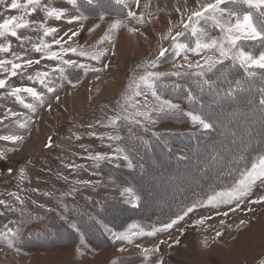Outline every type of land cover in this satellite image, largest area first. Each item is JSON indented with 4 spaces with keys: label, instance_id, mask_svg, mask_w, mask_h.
<instances>
[{
    "label": "rangeland",
    "instance_id": "1",
    "mask_svg": "<svg viewBox=\"0 0 264 264\" xmlns=\"http://www.w3.org/2000/svg\"><path fill=\"white\" fill-rule=\"evenodd\" d=\"M18 2L23 4L26 0ZM144 2L141 0V7L137 8L132 0H128L131 11L152 13L147 17L151 23L137 24L135 20L128 19L126 14L129 8L117 4L116 0H76L75 5L69 0H42L43 4L65 12V17L59 21L46 16L40 9L31 15L24 10H9L11 0H6V5H0V22L14 15L23 16L29 21L28 28L18 29L23 42L13 37L0 38V45H11L9 53L0 52V60H13L16 63H24L28 59L40 60L39 64L18 70L17 76L8 78V86L0 89V120L3 121L0 123V136L23 137L14 144L0 141V153L3 154L0 156V200L8 205V208L0 205V233L9 229L15 233L8 240L0 239V264H264V204L253 205L245 201L235 212L231 211L235 205H220L218 208L198 206L199 202H206L208 197L233 184L213 189L195 204L183 205L181 211L171 219L165 220L163 215H159L161 211L166 213L174 203L182 201L185 193L189 197L198 188L200 181L192 176L221 175L226 171L227 164L237 160L238 150L247 152L250 145L259 147L264 144V106L259 107L253 99L261 93L259 87L249 84L246 89L254 96H248V100L246 98L244 101L251 105L250 113L247 110L248 119L244 109H235L221 119L222 123L216 127L220 132L218 141H230V145L225 144L216 153L208 150L201 160H192V179L187 175L190 170H185L187 163H171L174 161L159 151L155 153L158 159L155 164L148 161L140 165L143 151L138 150L137 145L143 140H151L150 133L160 136L175 156L182 157L184 148L172 139V135L188 131L209 133L211 130L210 119L186 104L183 96L176 99L163 91L172 86H181L184 83L181 77L185 75L198 79L210 78L219 65L234 60L224 59L211 71L196 67L175 68L174 65L184 63V53L178 56L173 43L162 40L161 35L177 25L182 15L186 20L188 11L196 7V0H187V3L185 0H151L148 9H144ZM209 2L212 0H199L202 4ZM233 4L231 0H225L221 8L238 13L248 12L245 11L246 7L261 9L245 4L240 6L241 3ZM69 18L74 22L69 24ZM251 18L260 31L252 13ZM155 19L164 20L160 22L164 24L162 31H157L153 26ZM116 20L139 29L136 35L141 36L142 40L131 41L135 44L142 42L141 47L145 51L140 50V56L119 50L121 42L126 41L125 27L112 31L113 43H101ZM41 23L57 28L58 33L43 36L39 28ZM197 27L205 30L210 37L220 39L223 36L211 21L201 20ZM71 31H78L79 35L64 44L65 48L71 44L79 51L82 46L89 57L102 54L97 59H91L68 53L63 59L77 63L65 65L59 60L41 59L43 53L34 51L33 46H39L42 39L45 43H51L54 37L59 38L65 32L70 35ZM175 31H183L176 43L194 46L195 37L189 31L174 28ZM64 39L68 38L65 36ZM260 42L264 50V40L241 39L233 51L243 50L258 58L264 51L253 53V49H258ZM161 47L168 49L163 57L159 56ZM131 49L134 50L135 46L132 45ZM50 51H59V46L53 44ZM212 54L205 52L197 56L189 52L188 57L195 65L197 61L203 64L204 56ZM17 55L23 60H16ZM153 60L157 62V67L146 68L145 65ZM79 64L87 65V70L78 67ZM248 69L254 76L260 71L264 72V69L255 66ZM145 71L181 73L180 78L164 75L153 80L161 98L178 104V110L156 112L149 108L150 118L145 119L132 116L136 109H122L132 80ZM201 71L203 75L195 74ZM41 72L49 73L47 86L27 79L30 75L35 78ZM116 74L120 79L109 88L108 84ZM6 76L0 70V79ZM13 87H33L41 99L21 93L24 104L32 105L31 109L26 108L7 95ZM49 88L53 91H49ZM142 89L147 92L143 85ZM147 100L155 103L150 93ZM135 101L137 108L145 111L142 107L145 97H135ZM187 113L200 116L210 127L204 128L194 122ZM220 114L213 111L215 118H221ZM125 116L129 119H124ZM114 117H119L116 124L109 126ZM109 135L119 136V139L108 140ZM198 143L204 147L202 142ZM232 143H237L235 150ZM118 148L121 151L117 152ZM196 151L201 153L203 149L197 148ZM97 154L110 159L96 161L88 158ZM215 154L221 156L219 163L212 161ZM207 162L205 169L201 164ZM125 189H130L131 193ZM16 195L20 200L15 199ZM260 195H264V188L258 187L254 189L251 199ZM192 205H197L195 210L166 232H159L155 236H132L131 242L117 240L113 236V233L126 232L134 224L145 233L151 232L154 227L161 228L176 219ZM224 211L229 214L224 216ZM199 220L204 222L198 224ZM241 220L245 223L241 224ZM217 232H221L222 236L217 237ZM146 248H159V251H150L146 256Z\"/></svg>",
    "mask_w": 264,
    "mask_h": 264
},
{
    "label": "snow or ice",
    "instance_id": "2",
    "mask_svg": "<svg viewBox=\"0 0 264 264\" xmlns=\"http://www.w3.org/2000/svg\"><path fill=\"white\" fill-rule=\"evenodd\" d=\"M76 0H69V3L75 5ZM151 0H145L143 7L144 9H148L150 7ZM187 3V0H185ZM232 3H241L248 5L253 8H264V0H231ZM116 3L119 5H123L126 8H129L126 16L128 19H133L137 24H145L151 23V20H148L147 17L151 16L152 13H137L131 11V6L128 4V0H116ZM132 3L135 7H141V0H132ZM225 3V0H212L209 3H199V0H196V7L192 8L188 11V15L186 20L183 18L180 19L177 25H173L169 28L166 33L161 35L162 40H170L173 43V46L177 49L176 54L179 56L180 53H184L183 60L184 63L180 65H174L175 68H187L192 69L193 67L204 69L206 68L208 71H211L217 64L223 63L224 59H234L238 60L240 66L245 68L247 71L248 68L253 66L264 69V53H261L258 58H254L252 55L245 53L243 50L233 51L237 47V41L241 39H261L264 40V31H258L257 28L252 23L251 13L244 12L238 13L235 10H228L221 8V5ZM0 5H6V0H0ZM9 10H24L25 13L31 15L36 12L38 9L43 10L45 15L48 17H54L56 20H61L65 17V12L61 9H57L54 7H50L42 3V0H26L25 3L21 4L18 0H11L10 5H8ZM29 8L31 11L29 12ZM177 11H180L177 9ZM226 17V18H225ZM103 19V17H101ZM234 19V22H233ZM201 20L211 21L213 25L220 29V32L223 33V36L220 39L210 37L209 34L197 27ZM69 24L73 23L74 20L69 18L67 20ZM29 27V21L24 19L23 16H11L9 18H5L3 22H0V38L13 37L16 40L23 42V38L18 35V29H25ZM121 27L127 28V31L130 34H136L139 32L138 28L129 27L124 21L116 20L114 21L109 28V31L105 33L101 43L107 41L109 43H113L111 33L113 30H119ZM39 28L43 31V36H53L58 33V29L55 27H46L43 23L39 25ZM174 28H180L184 31H189L193 37H195L194 46L189 44H179L176 43L179 36L183 35V31H175ZM91 31V30H90ZM78 31H71L69 35L68 32H65L63 36L59 38H53L51 43H45L42 39L40 41V45L33 46V49L37 53H43L41 59H49V60H59L62 64L65 65H75L77 62L73 60L63 59L64 56L68 55V53L76 54L81 57H89V53L83 50V47H80L78 51L77 47H72L69 44V47L65 48L64 44L69 43V41H73V38L78 36ZM68 39L65 40L64 37ZM55 44L59 46V51H50L52 45ZM11 51V45H0V52L9 53ZM168 51L167 48L161 47L159 50V56L163 57L165 53ZM191 52L194 55H201V53L212 52V55L204 56V63L201 64L199 61L195 63V65L189 61L188 53ZM102 54L97 53L95 55H91L89 58L97 59L98 56ZM218 54V55H217ZM16 60H23V57L17 55L15 57ZM40 60L28 59L24 61V63H16L13 60H0V70H3L5 74H7L5 79H0V89H4L8 86V78L15 77L18 75V70L23 69L25 66L31 67L33 64H39ZM10 66V67H9ZM80 68H84L87 70L88 66L84 64L77 65ZM146 68H155L157 67L156 61H149L146 65ZM63 71V69H54ZM196 75H203V72H197ZM48 72L37 73L36 77L28 76L27 79L38 81L42 85H46V78L48 77ZM164 75H176L179 76L181 73L179 71L172 73H160L153 71H145L144 74L140 75L138 78L133 79L131 84L129 85V94L124 97V105H122V109L127 111V107H131L136 109L134 113H132L133 117H143L145 119L150 118L148 115V109L151 108L152 111L156 112H164V111H173L178 110L179 105L173 104L170 100L163 99L158 94L155 84L153 80H158L161 76ZM249 75H254V73H249ZM143 88L147 89V92L143 91ZM49 91H53V89L49 88ZM21 93H26L34 99H41L40 94L33 87H13L7 93L8 96L14 97L15 100L23 104L26 108H32L30 104H24V100L21 97ZM151 95L152 100L155 101L154 104L150 103L147 100V96ZM191 95V94H189ZM145 97V102L142 104V107L145 111H141L137 108V102L135 101V97ZM260 104L264 105V99L260 100ZM10 111V110H9ZM187 115L191 116V119L194 122L201 124L204 128L210 127L209 124L205 123L203 119H201L198 115H192L191 113H187ZM119 117H114L111 119L109 126H114ZM124 119H129L128 116H125ZM134 122L139 123V120H134ZM0 123H3L0 120ZM23 137L15 136V135H2L0 136V141H9L13 144L21 141ZM103 139V137H101ZM108 140H118L119 136L109 135L107 137ZM51 146L50 144L48 145ZM121 151L119 148L117 152ZM3 154L0 153V156ZM89 159L102 161L105 159H110L105 155H94L89 156ZM11 170H9L10 172ZM261 187L264 188V154H261L255 158V160L251 163L250 167L245 168L239 176V179L236 180L233 185L221 192H216L210 197H208L207 201H201L198 203L199 207H212L218 208L220 205H235L231 207V211L235 212L239 210L241 204L243 202H247L249 204H264V195H260L256 199H251L254 189ZM126 192L131 193L130 189H125ZM14 195V194H10ZM15 199L20 200L18 195L15 196ZM23 203V201H21ZM0 205L8 208L6 201L0 200ZM197 205H192L186 208L182 215H179L176 219L171 220L169 223H165L161 228H153L151 232L145 233L143 229H140L138 225H131L126 232L123 233H113V236L117 240H127L131 242L132 236H155L159 232H166L169 229L173 228L179 221L184 220V218L191 212L195 210ZM2 214V213H0ZM224 216H227L228 211H224L222 213ZM204 221H197L198 224H202ZM241 224H244L245 221L241 220ZM137 229V231H133ZM10 235H15V233L11 232L9 229L6 232L0 233V239L8 240ZM217 237L222 236L221 232L216 233ZM160 243H163L161 241ZM178 243V241H177ZM150 251H159V248L154 249H144L145 255ZM162 264V262H161Z\"/></svg>",
    "mask_w": 264,
    "mask_h": 264
},
{
    "label": "trees",
    "instance_id": "3",
    "mask_svg": "<svg viewBox=\"0 0 264 264\" xmlns=\"http://www.w3.org/2000/svg\"><path fill=\"white\" fill-rule=\"evenodd\" d=\"M239 5L242 6L243 4ZM245 11H248L255 16L254 21L256 26L260 31H264V8L255 10L246 7ZM258 45V49H253V53H259L258 50L264 51L260 47L261 42ZM249 73H251L250 70L247 69V71H245V68L241 67L238 61H228V63L219 65L216 70L213 71L210 78L200 77L201 79L199 78V80L197 77L194 78L192 75H185L182 77L179 76V78L181 77L184 81L181 86H177L175 88L172 86L163 91V93L167 92L169 95H172L176 99L177 97L183 96L185 99L184 102L186 104H188L199 114L205 116L204 118H207L208 120L210 119V122L212 123L209 133L188 131L171 136L176 143H181L182 147L184 148L182 157L178 155H176V157L173 154L172 149L162 142L160 136H157L154 133L149 134L151 140H143L139 145H137L138 150L143 151V158L140 165H143V163L146 164L148 161L155 164L158 161L157 157H155V153L156 151H159V153L162 152V155H166V157L168 156V158L174 161L171 163L183 165L187 163L185 170H190L187 175L191 179L192 177H194V180L199 179L200 181V183H198V188L194 189L193 192L190 193L189 197V194L185 193V195L183 196L184 199H182V201H180L179 203H174L166 213L161 211L159 215H163L162 218H165V220L171 219L172 217L176 216L181 211L182 207H184L183 205L191 203L195 204L197 201H199L200 197L210 193L211 191H213V189L231 186L234 183L235 178L245 168L250 166L257 156L264 154V144L259 147H251L250 145V149L247 152L244 150H236L238 157L237 160H235V162L233 163L227 164L225 166L226 171H224L221 175L208 174L205 177H202L197 174L191 177L192 160H201L204 153L208 154V150L214 151L216 153V151L220 150V147L226 146L228 144L230 145V141H218V139H220V132L216 127L217 124L222 123L221 119L223 117L225 118L226 115L230 114L235 109L237 111L244 109L246 113V119H248L247 110L249 109L248 113H250L251 105L249 103L247 104L248 101H244L246 98L248 100V96H254L247 90L249 84H253L256 87H259L258 89H260L261 93L256 94L253 99L256 101V103H258L259 107L264 106L260 104V100L264 99V72L260 71V73L256 76L249 75ZM261 84L263 85V87H260ZM213 111L221 112V118H215L213 116ZM198 141L202 142L204 147L200 146ZM239 142L241 143V145L243 144L241 141ZM135 144L137 143L135 142ZM236 145L237 143L233 144L234 150L237 147ZM205 147H207L206 150ZM197 148H202L203 152H197ZM214 157L215 158H212V161H218L219 163V161L222 160L220 159V155L215 154ZM201 165H203V167L206 169L208 162L202 163ZM171 209H173V211Z\"/></svg>",
    "mask_w": 264,
    "mask_h": 264
},
{
    "label": "crops",
    "instance_id": "4",
    "mask_svg": "<svg viewBox=\"0 0 264 264\" xmlns=\"http://www.w3.org/2000/svg\"><path fill=\"white\" fill-rule=\"evenodd\" d=\"M162 16V15H161ZM156 21H157V23H156ZM162 21V19H159V20H154L153 22H152V24H153V26H155V28L157 29V31H162V29H161V27H163V25H162V23H160ZM164 21V20H163ZM162 21V22H163ZM129 32L127 31L126 32V37H125V40L126 41H124L123 43L121 42V44H120V51L122 52L123 50H127V51H130V52H132V53H134V54H136L137 56H140L139 54L141 53V52H138L137 50L136 51H134V50H132L131 49V46L133 45V46H139L138 48L140 49V50H143V52L145 51L142 47H141V41H139V42H137V44H135V43H133L131 40H130V37H129ZM137 34V33H136ZM135 34V39H140V40H142V37L140 36V38H139V36L138 35H136ZM137 36V37H136ZM127 38V39H126ZM128 42L130 43V44H128ZM142 52V53H143ZM117 79H120V77H118L117 76V74L114 76V77H112V82L111 83H109L108 84V86H109V88H112L113 86H115L116 85V83H117Z\"/></svg>",
    "mask_w": 264,
    "mask_h": 264
},
{
    "label": "bare ground",
    "instance_id": "5",
    "mask_svg": "<svg viewBox=\"0 0 264 264\" xmlns=\"http://www.w3.org/2000/svg\"><path fill=\"white\" fill-rule=\"evenodd\" d=\"M156 23H157V21H156ZM129 37H130V40H136V41H137V40H140V39H135L134 37L131 36V34H129ZM126 39H127V38H126ZM138 47H139V46H138ZM138 47L136 46L135 49H134V51L137 50L138 52H140V49H139ZM132 50H133V49H132ZM40 134H41V130H40ZM40 134H39V135H40ZM34 142H35V141H34Z\"/></svg>",
    "mask_w": 264,
    "mask_h": 264
}]
</instances>
